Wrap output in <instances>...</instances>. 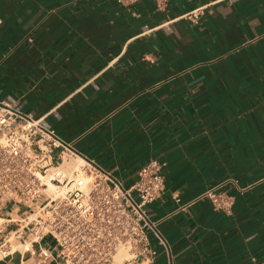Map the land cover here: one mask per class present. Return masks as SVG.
Wrapping results in <instances>:
<instances>
[{
	"label": "crops",
	"instance_id": "crops-1",
	"mask_svg": "<svg viewBox=\"0 0 264 264\" xmlns=\"http://www.w3.org/2000/svg\"><path fill=\"white\" fill-rule=\"evenodd\" d=\"M9 96L127 184L164 163L156 264L264 257V0H0ZM216 186L231 213L200 197Z\"/></svg>",
	"mask_w": 264,
	"mask_h": 264
},
{
	"label": "built area",
	"instance_id": "built-area-1",
	"mask_svg": "<svg viewBox=\"0 0 264 264\" xmlns=\"http://www.w3.org/2000/svg\"><path fill=\"white\" fill-rule=\"evenodd\" d=\"M156 1L164 6L167 0ZM164 191L159 159L143 164L127 184L81 155L46 116H31L18 99L0 98L2 256L23 251L44 264H156L159 248L169 252L170 246L148 205ZM200 197L227 213L235 203L220 186ZM47 236L53 244L42 243ZM253 260L264 264V257Z\"/></svg>",
	"mask_w": 264,
	"mask_h": 264
},
{
	"label": "bare ground",
	"instance_id": "bare-ground-1",
	"mask_svg": "<svg viewBox=\"0 0 264 264\" xmlns=\"http://www.w3.org/2000/svg\"><path fill=\"white\" fill-rule=\"evenodd\" d=\"M120 259V257L118 258V260Z\"/></svg>",
	"mask_w": 264,
	"mask_h": 264
},
{
	"label": "rangeland",
	"instance_id": "rangeland-1",
	"mask_svg": "<svg viewBox=\"0 0 264 264\" xmlns=\"http://www.w3.org/2000/svg\"><path fill=\"white\" fill-rule=\"evenodd\" d=\"M120 256H118L117 258H119Z\"/></svg>",
	"mask_w": 264,
	"mask_h": 264
}]
</instances>
